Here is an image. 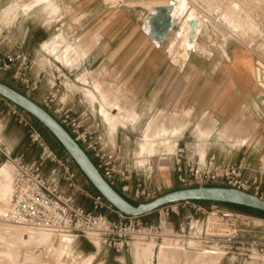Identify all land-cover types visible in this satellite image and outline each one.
<instances>
[{
    "label": "built area",
    "instance_id": "obj_1",
    "mask_svg": "<svg viewBox=\"0 0 264 264\" xmlns=\"http://www.w3.org/2000/svg\"><path fill=\"white\" fill-rule=\"evenodd\" d=\"M116 1V6L137 8L149 0ZM194 4L201 29L198 42L209 52L200 50L193 54L211 58L219 52L228 60L227 48L231 42L249 51L254 59L259 98L264 103V0H198ZM187 17L181 24L184 34L185 26H189ZM215 28L226 32L229 38L224 41L215 33ZM4 40L11 43L12 52L4 54L0 47V70L12 72L29 93H38L41 80L32 79L34 62L24 51L23 44L10 33ZM44 75L45 70H42L39 78ZM55 77L56 82H49L50 91L40 98L39 104L70 132L103 177L126 199L137 204L168 192L171 185L161 180L149 182L157 167L151 162L147 168L130 164L119 144L118 130L113 134L109 124L93 111L86 98H80L76 91L62 83L59 72ZM0 102L27 128L31 143L39 150L37 158L29 160L24 155H13L0 142V170L4 164L12 168L11 198L5 209L0 208V223L45 232L60 239L70 238L72 242L86 239L101 249L119 253H131L136 245H154L155 249H160L167 244L181 250L220 255L221 260L229 256L244 260L237 261L242 264H264L263 221L222 203L211 202L212 206L207 208L206 203L198 201L170 203L144 216L125 215L100 194L78 185L76 163L72 158L59 157L36 124L25 117L27 112L3 97ZM1 114L4 111L0 107ZM240 149L247 151L248 147L243 145ZM165 155L178 189L233 188L264 201V160L257 165L245 158L220 161L215 155L203 157L197 150L178 142L173 152ZM62 182L74 193L64 191ZM75 193L89 197L93 209L83 206ZM112 214L117 218H112ZM153 214L157 216L155 221L146 219Z\"/></svg>",
    "mask_w": 264,
    "mask_h": 264
},
{
    "label": "crops",
    "instance_id": "obj_2",
    "mask_svg": "<svg viewBox=\"0 0 264 264\" xmlns=\"http://www.w3.org/2000/svg\"><path fill=\"white\" fill-rule=\"evenodd\" d=\"M15 1L0 0V26L4 35L17 37L34 62L30 75L41 80V90L32 98L37 103L50 91L49 82H56L59 72L62 83L80 98L84 96L111 128L131 134L124 147L127 153L147 155L156 148L168 153L177 142L201 153L200 146L206 143V154L220 161L245 158L257 165L264 160V103L259 98L254 59L246 49L231 42L228 60L219 52L211 58L192 54L183 60L179 52H171L170 38L157 47L144 32L145 6L119 7L112 0H56L62 9L56 14L52 7L44 10L40 3L33 4L34 0ZM13 3L18 4L8 11ZM28 7L32 10L26 12ZM42 70L45 75L39 78ZM0 107L4 113L8 109L3 102ZM104 109L117 125H110ZM0 116L1 144L13 155L37 158L39 150L30 138L7 134L10 121H5L6 115ZM154 118L171 133L161 137L176 142L165 144L158 138V145L150 151L142 145L144 141L138 145L132 139L142 129L145 140L146 124ZM182 126L174 136V130ZM243 145L247 151L240 149ZM166 163L163 169L168 177L163 179L173 186L170 161ZM148 248L135 246L136 264L155 261L146 256ZM95 257L90 256V264Z\"/></svg>",
    "mask_w": 264,
    "mask_h": 264
},
{
    "label": "rangeland",
    "instance_id": "obj_3",
    "mask_svg": "<svg viewBox=\"0 0 264 264\" xmlns=\"http://www.w3.org/2000/svg\"><path fill=\"white\" fill-rule=\"evenodd\" d=\"M17 1L21 3V1L23 0H16L15 2ZM168 1H167L168 2L167 4L171 6V9L168 12V17L172 19H176V20L180 19L181 15L183 14L184 9H186V5H187L186 3L190 5V2L188 0H175L173 1V3L171 2V0H168ZM38 3H40L39 5H42L41 8H43L44 10L52 7L55 10L56 14L61 13L62 9L56 0H34L33 2V4H36V5ZM23 4L26 5L29 3H23ZM143 4H144L143 6L145 7L148 6L146 7L147 9L152 10V8L149 7L150 5H147V3H143ZM36 5L34 7H36ZM191 5H192L191 6L192 11L195 13L196 12L195 6H194L195 4H191ZM29 7L31 6L29 5ZM29 7L26 12H29L32 10V8L29 9ZM9 10H11V7L8 8V11ZM190 10L191 9H189L188 12L193 14V12H191ZM20 11L21 10H19V12ZM233 21L234 23H236L235 19H233ZM0 23H3V12L2 11H0ZM57 28L58 27L54 28L56 32H57ZM72 29L74 30L73 27ZM189 29H190L189 26H185L186 33L185 34L183 33L182 37H180V34H179L180 31L178 30H175L172 33V35L169 37L171 52L174 53V55H176V53L179 52L183 60H188L189 58L188 49L190 47V40H189V36L187 35L189 33ZM215 33L219 37H221L224 41H226L229 38L226 32L220 31L218 30V28H215ZM0 34H1L0 35L1 52L4 54L8 52H12L11 43H9L8 40L6 41L4 40L5 32H4L3 26H0ZM195 45L198 50H201L204 53L209 52V49L203 46L202 44H200L199 42L196 43ZM0 80L18 89L19 91L23 92L26 95L30 94L32 98L36 97L38 94L37 92L29 93V90L23 87L18 79L14 78V74L12 72L6 73L0 70ZM216 92H218V90H216ZM60 96L63 97L64 95H61L60 93ZM1 97L2 96H0V98ZM4 115H6L5 121H10L8 123L9 127L7 128V134H11L10 136H13L15 138L19 136L24 138L25 135H27L29 138L27 128L23 124L19 123V121L12 114H9L8 109L4 113ZM25 117L33 121L39 130L41 129L40 126L35 121V119L30 114L26 113ZM126 124L122 123L121 125L126 126ZM115 125H117V123ZM182 129H184V126L180 128L179 127L176 128L174 130V136H176ZM112 130L116 132V129H112ZM145 130H146L145 140H143L144 137L142 136L143 132L141 129V131H139L140 135H138L136 138H133L132 141L134 142L138 141L137 142L138 145H139V142L144 141L142 142V145L144 146L146 145L147 146L146 149L150 151L154 150L155 145H158V142H157L158 138L163 139V142L165 144H169V142H174V143L176 142L175 139L173 140L170 137L166 139L164 137H161L163 135H166V134L169 135L171 133L169 132V128L166 125L160 124L156 118H154L153 120L149 121L146 124ZM51 135H47V136L43 135V136L48 141V143L49 141H53L55 143ZM128 135H131V134H128L126 131H124L123 134L120 133L118 136V141H119V144L123 147L124 156L128 159L129 163L132 165L133 164L142 165L143 167L147 168L148 163L151 162L153 165H155V167H158L161 170L160 172L156 171V173L153 174V177L151 178L149 182L156 183L161 180L167 183L168 185H171L169 182L166 181V179H163V178L168 177L167 175L168 173L166 174L165 170L163 169L164 167H167V163H166L167 161H165L166 160L165 154L167 152L166 153L163 151L159 152L158 148H156L155 150L157 151H153L151 152V154H147V155L141 154V156H139L140 154H137L138 152H135V151H133L132 153H127L125 152L124 147L125 145H127L129 141H131L130 138H128ZM173 147H174L173 145L170 146L169 148L170 153L173 152ZM161 150H163V148H161ZM55 152L58 153L59 157L62 159L71 158L68 154H66V152H64L63 149H61L58 146ZM200 152H201V155L202 153H205L206 155L207 153L206 143H203L200 146ZM74 168L79 171V174L77 177L78 185H80L82 188H84L85 190H88L91 193H96L94 191L92 184L88 181L86 176L82 173V171L78 168L76 164H74ZM147 175H149V172H147ZM173 180H175V178H173ZM8 183H9V180H8ZM61 188L66 192L74 193L73 191L68 190L64 182L61 183ZM175 189H178V186L176 183L173 186H169V188H167V191H171ZM75 194L79 202L83 206H85L88 209H93V203L89 197L84 196L80 193H75ZM1 195H2V200H0V208H3L5 207V205H7L6 203L8 202V199H7L8 192L6 193L5 187L2 184H0V196ZM5 198L7 200H5ZM205 206L209 208L212 206V204L206 203ZM243 213L253 217L254 219L261 220L264 222V216H258V215H254L248 212H243ZM146 219L155 221L157 219V216L156 214L149 215L146 217ZM173 220H176V217H174ZM4 231L5 229H0V234L4 233ZM16 240H19V237H17ZM152 248H155V247L152 246L150 248L149 246L146 256L148 257V254H149V257L150 258L153 257L155 261L154 262L149 261V264H153V263L154 264H183L181 263V261H179L177 258L173 256L169 257L168 260L166 259L165 261L167 262H163L162 258L160 257L162 248L155 249V253ZM93 254L96 257L92 264H136L133 251L131 253L114 252L113 249H101L96 244H93L90 242L84 244V243H81V241L79 240L72 242V240L66 241L65 238L60 239V238H56L53 236H50L49 239L41 243H38V244H26V243H22V241H17L16 244H11L9 241L0 239V264H90L91 262L90 256ZM153 258L151 260H153ZM237 261H244V260H241V259L234 260L233 258L227 256L221 260V263L219 262L217 264H242L241 262H237ZM142 263L147 264V261H142Z\"/></svg>",
    "mask_w": 264,
    "mask_h": 264
},
{
    "label": "water",
    "instance_id": "obj_4",
    "mask_svg": "<svg viewBox=\"0 0 264 264\" xmlns=\"http://www.w3.org/2000/svg\"><path fill=\"white\" fill-rule=\"evenodd\" d=\"M173 1L175 0H171L172 3ZM186 4V9H184L179 20L168 17V12L171 9L170 5H158L153 7L152 10L147 9V14L145 15L143 23V30L157 47H161L176 29L180 31L179 34L180 37H182L184 29L181 27V24L184 17L188 16L187 21L190 29L187 35L190 40V47L188 49V56L190 58L193 53L200 51L195 44L198 43V36L201 29L198 17L192 11L190 5L188 3ZM189 9H191L190 11L193 12V14L188 12ZM208 28L211 29L210 26H208ZM222 51L226 55L223 48ZM0 96L36 118L45 128H47L64 147L67 154L73 159L88 181L96 189L97 193L103 196L114 208L125 215L144 216L153 213L164 205L185 201L233 204L264 212V201L256 195L238 189L222 187L199 186L193 188H180L168 191L149 202L134 204L119 193L103 177L102 173L83 147L44 107L28 95L1 80Z\"/></svg>",
    "mask_w": 264,
    "mask_h": 264
},
{
    "label": "bare ground",
    "instance_id": "obj_5",
    "mask_svg": "<svg viewBox=\"0 0 264 264\" xmlns=\"http://www.w3.org/2000/svg\"><path fill=\"white\" fill-rule=\"evenodd\" d=\"M112 1H113V4L116 5L117 1L116 0H112ZM167 1L168 0H149L147 2V5H150L149 7L153 8V7H156L158 5L167 4L169 2V1L168 2ZM188 1L190 2V4H194V2L198 1V0H188ZM141 3H143V2H141ZM16 5H14V3H13L10 6L11 9L14 8V6H16ZM142 5H144V4H142ZM146 7H148V6H146ZM103 112L105 113V115L107 114V119L110 121L109 122L110 125H113V123L116 124L115 120L110 115V113L109 114L107 113L106 109H104ZM112 129L113 128H110L111 132L113 134H115V132ZM202 156L204 157L205 153H202ZM8 180H9V183H8ZM0 184L4 185L6 193L8 192V198H7L8 202L6 203V204H8L10 201V198H11V193H12V168L10 167L9 164H4L0 170ZM7 199L5 198V200H7ZM0 200H2V195L0 196ZM5 208H6V205H5V207H3L1 209H5ZM2 221H6V220L3 219ZM0 229H5L4 233L0 234V239H3L5 241H9L11 244H16L17 241H22V243H26V244H38V243H41L43 241H46L51 236L50 234L45 233V232H34V231H27V230L22 229V228H17V227L11 226L7 222L0 223ZM17 237H19V240H16ZM65 239H66V241H71L69 238H65ZM149 246L155 247L154 245H149ZM136 248H138V247H136ZM161 248L162 249H161L160 257L162 258L163 262H167L165 260L166 259L168 260L169 257H171V256L177 258L183 264H217L221 261L220 255L181 250L179 248L172 247V246L167 245V244H163Z\"/></svg>",
    "mask_w": 264,
    "mask_h": 264
},
{
    "label": "trees",
    "instance_id": "obj_6",
    "mask_svg": "<svg viewBox=\"0 0 264 264\" xmlns=\"http://www.w3.org/2000/svg\"><path fill=\"white\" fill-rule=\"evenodd\" d=\"M34 119L37 122V124L40 126V128H41L40 130H41V133L43 135H45V136L51 135V132L47 128H45L36 118H34ZM51 136H52V138L55 141V143L53 141H49V144L52 147V149L57 150V146H58L61 149H63L64 152H66L65 149H64V147L60 144V142L53 135H51ZM66 154H67V152H66ZM94 191L97 193V191H96L95 188H94ZM198 202H201V203H211V202H204V201H198ZM134 204H137V203H134ZM222 204H224V205H226L228 207L234 208L236 210L242 211V212H248V213H252L254 215H258V216H264V212L263 211L251 209V208H248V207H245V206H240V205L225 204V203H222Z\"/></svg>",
    "mask_w": 264,
    "mask_h": 264
}]
</instances>
